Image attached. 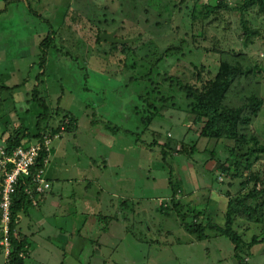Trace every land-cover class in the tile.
<instances>
[{"label": "rangeland", "instance_id": "rangeland-1", "mask_svg": "<svg viewBox=\"0 0 264 264\" xmlns=\"http://www.w3.org/2000/svg\"><path fill=\"white\" fill-rule=\"evenodd\" d=\"M215 3L218 9L204 16ZM244 21L259 34L247 39ZM113 30L127 42L112 48L113 42L97 40ZM50 33L42 68L39 45ZM223 61L259 72L217 79ZM177 77L197 90L181 89ZM38 81L51 106L43 125L61 131L41 174L46 198L21 214L19 227L30 240L25 264H238L228 237L209 228L204 240L188 233L174 212L177 204L188 222L223 226L230 202L231 208L262 203L252 215L238 211L234 228L246 244L264 235L262 197L240 200L255 186L264 188V152L246 155L254 146L250 135L264 147V14L258 5L0 0V135L18 134L21 125L34 130L42 111L31 100ZM221 83H229L216 93L221 108L242 113L216 114L212 123V115L193 108ZM253 96L262 106L246 125L242 115ZM148 103L161 106L163 115L146 122ZM72 114L77 127L65 131ZM103 215L112 220L103 222ZM96 248L100 254L91 262ZM248 248L243 245V257L264 264V242ZM4 258L0 251V264Z\"/></svg>", "mask_w": 264, "mask_h": 264}, {"label": "trees", "instance_id": "trees-1", "mask_svg": "<svg viewBox=\"0 0 264 264\" xmlns=\"http://www.w3.org/2000/svg\"><path fill=\"white\" fill-rule=\"evenodd\" d=\"M245 4L247 5H258L260 11L264 14V0H245ZM206 6V5H205ZM220 6L219 3L215 4H209L205 9L206 13L204 16H207L210 13H213L218 9ZM243 28L244 32L243 35H246L247 39H250L251 37L259 34L257 30H251L250 27L243 22ZM54 33V32H53ZM50 37H53V35L50 33L47 35L45 39L42 40L40 43L39 47L42 50V53H40V59H41V65L42 68L44 67L43 65L46 63V53H47V47L50 45L48 42ZM97 40L101 41L100 38V33L98 34ZM112 48L115 47H120L119 43L113 42L112 43ZM172 49H176L175 46H173ZM134 51V50H133ZM126 52V49L124 50ZM259 68L252 67V66H243L241 64H231L229 62H221L220 69H219V74H217V79L220 78V76L224 75H235V76H249L250 74L256 72ZM39 79V78H38ZM177 82L180 85L181 89H188L189 91H196L197 89L194 88V85L188 84V82H184L181 77H177ZM39 81L37 82V85L32 89V98L36 105L42 110L41 113L38 115L37 122L35 125V128L33 131H31L27 126L21 125L20 130L18 134H14L13 132H9V129L7 131H4L1 135L0 138L1 140H4L5 145L7 149L10 150V152L16 148L19 145H26L32 141L39 142L41 147L43 146V139L44 135L49 133L50 136L53 137V140L51 142V147L58 138L57 133H60V125L57 127L52 126L49 122L46 123V125H43V122L45 119L48 118L49 111L51 109L50 104L47 101V98L42 95V92L39 88ZM227 84H220V87L217 84H212L210 87V90H206L201 96L199 97L200 103L199 107L193 108L194 111L198 112V115H204V114H210L213 116L214 121L212 123L217 122V115H220L222 117H226L228 115H234L238 116L240 113H242L241 109L236 108L235 111H229L227 114L224 112V110L221 108L223 106L221 100L217 98L216 93L217 90L221 88L223 90L222 92L225 93L226 90L228 89ZM21 84H16L13 86H2L6 87L9 89H13L15 87H19ZM152 93H157L158 92V86L153 88ZM196 89V90H195ZM225 90V91H224ZM190 95V94H189ZM143 98V96H141ZM165 98V97H162ZM150 98H146L148 101ZM167 100V97L166 99ZM150 104V103H148ZM262 106V100H259L258 97H252L250 102L247 104V108L249 109L248 113L245 115H242V122L246 125L250 124L252 122L253 118L258 115L259 110L261 109ZM161 106H157L155 104H150L149 109H148V114H147V121H153L155 118L160 117L163 115L162 111L159 109ZM233 117V118H234ZM64 121V120H63ZM63 123V122H62ZM77 127V123L75 122L72 117L69 116V122L66 123L65 126V131H72ZM8 133V135H6ZM23 135V136H22ZM220 135V129L217 127L215 136ZM25 138H28V142L23 143V140ZM250 142L253 143L254 146H250L248 153L246 155L250 156L253 155L255 152H264V147L259 146L257 141L258 137L255 135H250L249 136ZM156 145L158 144L157 142L155 143ZM172 147L173 144L171 145ZM164 150V149H163ZM42 152V150L40 151ZM47 151H43L42 155L39 156L36 165L32 166L31 169V174L29 176H26L25 178H19V181L16 185V191L13 193V200L12 204L10 207V219L8 223V239H9V252H7V246L5 244L0 243V251L4 252L5 259H4V264H25V259L29 255V249H30V240L28 238V235L24 234L22 229L19 227L20 222L22 220V213H29L30 207L38 206L43 202L44 197L47 195V192H39L37 191V183L33 181L34 174L38 172L40 169H44V155H46ZM37 174V173H36ZM35 174V175H36ZM256 179H258L256 177ZM47 181L51 184L50 179ZM32 184V185H31ZM28 189L29 191H26ZM262 197L263 202H264V188L260 189L258 187H254L252 190H250L247 194L241 198V202H245L249 199H254ZM36 198H39L38 201H36ZM126 201V200H125ZM262 203H256L254 206H247L242 208L236 207V208H231V202L229 204L230 207H228L226 213L224 214L225 217V223L223 226L220 224H215V223H209L206 225L197 223L195 221L188 222L187 221V214H184L181 210V206L179 204L176 205V208L174 210L176 216L178 219L182 221L184 229L190 233L193 234L197 237L199 240H204L207 239L209 236L206 233V230L209 228L211 231L216 232L219 235L226 236L229 238V240L234 244V258L237 260L238 264H250L248 259L243 257L244 249L243 245H247L250 249L254 245L264 242V235L261 236V238H258L257 236H253L252 240L249 241V243H245V240L242 235L238 234L236 229L234 228L235 224V216L237 212H242L244 211L247 215H252L255 213L259 208ZM259 211V210H258ZM146 216V214H145ZM166 216V215H165ZM103 221L108 222L112 220L111 216L103 215ZM150 228V225H149ZM4 239V231L2 227H0V242Z\"/></svg>", "mask_w": 264, "mask_h": 264}, {"label": "built area", "instance_id": "built-area-1", "mask_svg": "<svg viewBox=\"0 0 264 264\" xmlns=\"http://www.w3.org/2000/svg\"><path fill=\"white\" fill-rule=\"evenodd\" d=\"M52 140L53 137L47 133L44 135L42 147L39 142L32 141L28 146L19 145L11 152L5 144H0V227L4 231V239L0 243L7 246V252H9L8 223L10 219V207L13 193L16 191V185L19 178H25L31 174L32 166L36 165L39 156L42 155L44 150L47 151L43 157L44 166L49 163V151ZM41 150L42 152H40ZM43 171H45V168L39 169L33 178V181L37 183L36 189L39 192H44L42 185L45 182L41 179ZM46 183H49L47 179ZM26 191L29 190L26 189Z\"/></svg>", "mask_w": 264, "mask_h": 264}, {"label": "crops", "instance_id": "crops-1", "mask_svg": "<svg viewBox=\"0 0 264 264\" xmlns=\"http://www.w3.org/2000/svg\"><path fill=\"white\" fill-rule=\"evenodd\" d=\"M54 154H56L55 152H54ZM49 169V166H48V168H47V170ZM57 170H59V172L61 171V166L60 165H58V166H56L55 167V171H57ZM51 171V170H50ZM51 173H52V171H51ZM53 174V173H52ZM45 198H46V196L44 197V199L43 200H45ZM46 202V201H45ZM67 209V208H66ZM100 215H102V214H99V216ZM109 216V215H108ZM102 218H103V216H102ZM103 220V219H102ZM104 222V221H103ZM107 226H108V224H107ZM107 226L105 227V229H104V231L107 229ZM41 227V226H40ZM42 228V227H41ZM61 230H63V229H61ZM38 232L39 233H41V230L40 229H38ZM27 235V234H26ZM58 237H59V235H58ZM61 238H64V236L63 237H61ZM41 239V242H42V244L45 246V244L47 243V241L45 240V239H42V238H40ZM69 243L67 242L65 245H63V249L68 245ZM47 248V247H46ZM70 249H71V247H70ZM74 249H71V250H69L70 252H72ZM79 250H81V249H79ZM100 254V252H99V250L96 248L95 249V253H94V255L93 256H91V262L92 261H95L94 259H95V257H97L98 255ZM4 257H5V255H4ZM5 259V258H4ZM60 264H62V263H60ZM64 264V263H63Z\"/></svg>", "mask_w": 264, "mask_h": 264}, {"label": "water", "instance_id": "water-1", "mask_svg": "<svg viewBox=\"0 0 264 264\" xmlns=\"http://www.w3.org/2000/svg\"><path fill=\"white\" fill-rule=\"evenodd\" d=\"M116 30L110 31V32H102L100 34V38L103 41H108V42H118L120 44H124L127 42L128 39H119L115 36ZM145 216V215H144Z\"/></svg>", "mask_w": 264, "mask_h": 264}, {"label": "clouds", "instance_id": "clouds-1", "mask_svg": "<svg viewBox=\"0 0 264 264\" xmlns=\"http://www.w3.org/2000/svg\"><path fill=\"white\" fill-rule=\"evenodd\" d=\"M3 144V143H2ZM51 156V155H50ZM49 161H50V159H49ZM48 164V163H47ZM45 171H46V166H45Z\"/></svg>", "mask_w": 264, "mask_h": 264}]
</instances>
